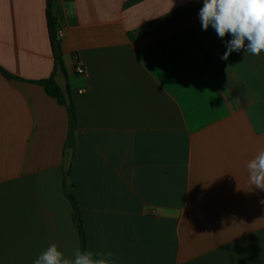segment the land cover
<instances>
[{"label":"crops","instance_id":"0c3cea01","mask_svg":"<svg viewBox=\"0 0 264 264\" xmlns=\"http://www.w3.org/2000/svg\"><path fill=\"white\" fill-rule=\"evenodd\" d=\"M173 2V7L171 3ZM203 0H0V264L80 237L116 264H264V52H232ZM170 9V11H169ZM247 43V42H246ZM75 61L84 74L73 71ZM54 79L73 104L37 80Z\"/></svg>","mask_w":264,"mask_h":264},{"label":"clouds","instance_id":"9594fccd","mask_svg":"<svg viewBox=\"0 0 264 264\" xmlns=\"http://www.w3.org/2000/svg\"><path fill=\"white\" fill-rule=\"evenodd\" d=\"M172 7L173 2L170 9ZM199 19L204 31L211 26L222 40L226 35L231 36L230 40H224L226 51L222 60L241 50L253 56L264 52V0H203ZM245 167L251 188L264 191V149L249 159ZM259 202L264 204V199ZM33 264H116V258L110 251L94 253L82 250L78 244L72 248L71 256H65L58 245L52 243Z\"/></svg>","mask_w":264,"mask_h":264},{"label":"trees","instance_id":"16d2710c","mask_svg":"<svg viewBox=\"0 0 264 264\" xmlns=\"http://www.w3.org/2000/svg\"><path fill=\"white\" fill-rule=\"evenodd\" d=\"M52 0H48V12H47V22H48V30L50 34L51 39V45L54 52V58H55V64L54 69L58 66L59 68H63V64L61 61L60 53H55L54 51V42L56 41L58 43V33L56 29V17L53 15L50 9V3ZM0 72L4 74L5 76L9 77L10 75L0 67ZM37 83L41 84L45 90V92L54 97L59 103L65 104L67 107L68 115H69V123L72 126H75L76 124V117L74 112V107L72 102L69 99V95L67 92H64L60 86L57 84V82L54 79V71H52L51 75L47 78L40 79L36 81ZM68 198L71 201L72 208H73V219L77 224L79 237H80V247L82 250L86 249V239H85V233L80 217V209L76 203V200L74 198V195L71 192L67 193Z\"/></svg>","mask_w":264,"mask_h":264},{"label":"built area","instance_id":"2783aa9c","mask_svg":"<svg viewBox=\"0 0 264 264\" xmlns=\"http://www.w3.org/2000/svg\"><path fill=\"white\" fill-rule=\"evenodd\" d=\"M73 71L77 74H84V67L79 61H75L73 65Z\"/></svg>","mask_w":264,"mask_h":264},{"label":"water","instance_id":"95a60500","mask_svg":"<svg viewBox=\"0 0 264 264\" xmlns=\"http://www.w3.org/2000/svg\"><path fill=\"white\" fill-rule=\"evenodd\" d=\"M54 51H55V53H59V46H58V43L56 41L54 42Z\"/></svg>","mask_w":264,"mask_h":264}]
</instances>
